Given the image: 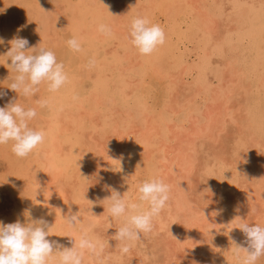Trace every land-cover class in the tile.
<instances>
[{
    "label": "bare ground",
    "instance_id": "1",
    "mask_svg": "<svg viewBox=\"0 0 264 264\" xmlns=\"http://www.w3.org/2000/svg\"><path fill=\"white\" fill-rule=\"evenodd\" d=\"M59 2L64 12L40 6L26 19L28 12L15 7L2 20L0 51L10 50L17 35L31 48L40 25L42 47L59 34L65 45L67 32L81 51L72 50L68 82L47 101L45 127L38 124L46 136L29 162L27 204L0 221L46 220L53 226L48 239L69 248L82 237L92 240L96 252L84 250L82 264H131V253L142 264H243L239 225L254 224L253 202L264 188V0ZM137 16L166 33L152 55H140L130 42ZM100 24L112 35L99 32ZM153 79L162 84V102ZM152 178L170 186L169 201L153 230L122 253L113 236L127 217H111L104 198L115 189L140 205L138 186ZM69 210L79 212L74 227L65 218ZM49 264H60L59 255Z\"/></svg>",
    "mask_w": 264,
    "mask_h": 264
},
{
    "label": "clouds",
    "instance_id": "2",
    "mask_svg": "<svg viewBox=\"0 0 264 264\" xmlns=\"http://www.w3.org/2000/svg\"><path fill=\"white\" fill-rule=\"evenodd\" d=\"M98 31L105 36L112 35V29L106 24H100ZM130 42L140 55L149 56L165 44L166 33L159 24L151 23L147 17L137 16L130 25ZM3 43L4 40L0 38V44ZM9 43L11 48L6 55L10 57V67L17 73L9 89L29 97L39 91L42 83L47 84L50 92H57L67 84L68 75L64 65L57 61L53 51L39 46L30 48L29 41L18 35ZM67 45L75 52L81 51V45L76 38L69 39ZM6 96V92H0V99ZM41 106H44L43 101ZM36 115L35 108L25 109L15 98L8 100L0 107V145L12 142V152L17 157L29 156L45 142V131L29 127V122ZM137 191L142 202L140 205L129 203L125 199L126 194L121 196L115 189L110 197L104 198L111 201L108 209L111 217H127L126 223L113 236L120 242L122 253H127L130 244L139 240L142 233L147 234L153 230V219L161 214L170 198V186L160 178L144 181ZM144 203L148 206L147 210L130 214V210L138 209ZM65 218L73 227L80 222L79 212L72 213L69 210V215ZM52 227L43 219L30 224H22L17 220L5 225L0 221V264H49L57 254L60 264H82L84 250L96 252V243L87 238L82 237L78 243L74 241L71 248L58 241L49 240ZM239 229L246 237L244 244L236 246L238 252L246 253L243 264H256L264 256V227L241 223ZM193 264L199 262L193 261Z\"/></svg>",
    "mask_w": 264,
    "mask_h": 264
},
{
    "label": "rangeland",
    "instance_id": "3",
    "mask_svg": "<svg viewBox=\"0 0 264 264\" xmlns=\"http://www.w3.org/2000/svg\"><path fill=\"white\" fill-rule=\"evenodd\" d=\"M17 1H18V3H17ZM17 5H18V7H17ZM53 5H55V6L53 7ZM40 6H42L43 9H48L49 8V10H52L54 12L55 11H58V10H55L56 8L57 9L59 8L60 10H62V12H64L63 7L65 5H63V3H61V2H59V0L56 3L54 2V0H43V1L42 0H32V1L31 0H5V1L4 0H0V35H1L2 31H3V23H2V20H4L5 17H11L13 15L11 12H12V10H14L15 7H16V9H18V8L21 9V11L23 13H25V14L28 12L26 15L24 14L25 15V18L28 19L29 18V14H30L29 11L30 10L34 11L35 8H38ZM24 8L26 10H24ZM4 9H5V11H4ZM9 10H11V11L9 12ZM62 12L60 13V15L62 14ZM60 15H58V16H60ZM42 28H41V25H40L38 34H36L39 37H40V35L42 33V30H41ZM64 34H66V36H65L66 39L73 38V36H71V34H69L67 32H65ZM50 35L54 37V34L50 33ZM37 36H34L33 43H32L33 45L32 46L42 47L43 44L40 43V38L37 37ZM59 36H61V34H59L58 36L55 35V37H56L55 40H53V38L50 37L49 43H48V47L47 48L42 47V48H45V49L50 50V51H53L54 53H55V50H56V53L57 54L55 53V55H56L57 61L58 62H61L62 61L61 63H63L64 68H66L69 65V63H70L69 62V59L71 60V55H72L73 51L70 48H68V45H66L67 44L66 42H65L66 43L65 45L62 44L63 43V40H61L60 38H58ZM67 36H68V38H67ZM69 36H71V37H69ZM51 40H52V42H50ZM53 41L54 42L56 41L57 46H51V45H53ZM49 44H50V46H49ZM59 45H60V47H59ZM64 46H66V47H64ZM65 49H67V51H65ZM5 50H6V48L0 51V65H1L0 66V77H1L0 78V82H1L0 83V92H6L7 93V96L4 99H0V107H3L8 100H10L12 98H15L18 101V103H20L25 109L35 108L36 109V112H37V115L34 118V120H32V121L29 122L30 123L29 124V127L32 128V129H34V130H36L35 128H38L37 130H43V127H45V125L47 124L46 122L49 121V116H50V111L49 110L50 109L48 107L47 101L50 98H52L53 92H50L48 90V86H47L46 83H42L39 86V91L35 95L29 96V97H25L22 93H17V92L12 91L11 89H9V87L11 85L10 83H12V81H14L17 73H15V71H14L12 73V76H11V71L9 70V69H11V67L9 66L11 64V60H10V57L6 55L7 54V51H9V50H6V52H5ZM2 51H3V53H2ZM35 51H38V49L37 50H34V52ZM68 51H69V53H67ZM34 52L31 53V54H34ZM1 54H3V56ZM62 55H63V57H62ZM7 63H9V64H7ZM4 67L7 68L8 70H4L3 69ZM13 74H14V76H13ZM6 77H7V79L9 78L10 80L9 81L6 80ZM152 82L153 83L151 84V86H153V88L151 90H153V91L156 90L155 93H157V96L159 98V101L162 102L163 101V98H164V94H165L164 90L162 89L163 88L162 87V84H160V82L157 81V80H155V79H153ZM36 97H38V98H36ZM43 99L46 102H44ZM42 101L44 102V106H41V102ZM39 103H40V105H39ZM35 106H37V107H35ZM47 109H48L49 112L48 111H45ZM43 110H44V112H43ZM46 114H48L49 116L46 115ZM45 120H47V121H45ZM36 124L37 125L38 124L39 125H42L43 127L42 126L40 127L39 125H38L39 127H37ZM7 144L0 145V185H1L0 186V217L1 218L2 217H5V218L6 217H10L14 213H17L18 214V212H17V211H19L18 207L19 206H22V205L23 206H26L27 201H28L27 200L28 199L27 197H28V194H29V192H27V190L29 191V188H31L32 185H30V183L33 184V177H34V173H33V170L31 169L32 167H31L30 163L32 164V161H34V159H35V155L34 154L35 153L33 152L29 156H27L28 157V158L26 157V160L27 161L25 160V158H20L19 159V157H17L12 152V149H11L12 148V142L11 143L9 142ZM2 152H4V154H2ZM6 152L9 155L6 154ZM10 153L11 154L13 153V154L11 155ZM20 162L22 164H20ZM14 164H16V165H14ZM27 167H29V168H27ZM16 168L18 169V171H17ZM19 170H20V172H19ZM22 172H24V173H22ZM30 172H32V173H30ZM28 180H30V181H28ZM93 180L95 181V182L94 181L92 182L93 185L94 184H97V185L99 184V183H96L97 182L96 180H98L97 178H94ZM142 182H144L143 179H142ZM22 186H24V187H22ZM28 186H29V188H28ZM25 190H26L27 193L24 192ZM261 191L263 192V193L261 192V196L262 197L259 196L258 197L259 200L257 198L256 201L253 202V204H254V206H253V210H254L253 214H255V217L252 220V222L254 224H258V225L264 227V188ZM134 197L135 196H132V199H134ZM15 210H16V212H14ZM5 211H7V213ZM19 213L21 214V219L22 220H25L26 219V216H27V213L26 214H25V212L24 213L19 212ZM8 214H11V215L9 216ZM107 233H106L107 235H110L112 233V230L111 229L110 230H107ZM109 239H111V238H109ZM107 241H108V239H107ZM108 242L111 244L110 240ZM136 257H140V256L139 255H136L134 253H131V255L129 256V260L132 259V260L135 261V262H133L131 264H136V263L137 264H142V263H140L141 262V258L139 259V258H136ZM128 263L129 262L126 261V262H123L121 264H128ZM259 263L260 264H264V256L260 257L257 260V263L256 264H259Z\"/></svg>",
    "mask_w": 264,
    "mask_h": 264
}]
</instances>
